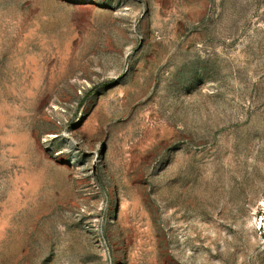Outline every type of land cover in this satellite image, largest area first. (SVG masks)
<instances>
[{"label": "rangeland", "instance_id": "rangeland-1", "mask_svg": "<svg viewBox=\"0 0 264 264\" xmlns=\"http://www.w3.org/2000/svg\"><path fill=\"white\" fill-rule=\"evenodd\" d=\"M0 264H264V0H0Z\"/></svg>", "mask_w": 264, "mask_h": 264}]
</instances>
